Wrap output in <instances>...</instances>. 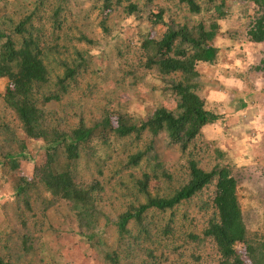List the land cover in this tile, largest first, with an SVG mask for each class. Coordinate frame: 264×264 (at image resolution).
Here are the masks:
<instances>
[{
	"label": "trees",
	"instance_id": "obj_1",
	"mask_svg": "<svg viewBox=\"0 0 264 264\" xmlns=\"http://www.w3.org/2000/svg\"><path fill=\"white\" fill-rule=\"evenodd\" d=\"M214 1L203 0L201 7L199 0H170L173 11L162 5L157 11L148 9L141 14L142 0H101L100 8H108L112 23L130 27L123 40V61L132 62L126 64L122 76L131 78L130 83L141 70L159 80V91L172 100L171 108L159 106L144 114L128 107L112 112L107 100L91 101L97 91L106 98L110 62L114 58L121 63L119 49L101 51L99 59L76 49L72 58L60 56L67 50L63 39H71L63 24L70 22L77 30L79 12L70 11L69 0H0V79L5 90L0 101V193L5 190L16 203L11 208L16 227L8 231L9 245L0 243V264L34 261L29 252L38 243L32 232L38 229L34 227L37 216L31 215L32 226L24 229V212L38 209L44 214L55 201L66 203V210L60 212L64 230L87 234V246L102 264H123L137 253L145 256L137 264H159L172 256L181 264H202L195 249L213 250L216 264H264V237L245 225L237 183L230 173L232 163L224 158L227 149H214L216 161L206 169L197 159L186 158L178 177L164 166L155 145L159 134L165 145H176L180 153H185L199 134L215 140L217 135L208 136L202 129L223 119L225 113L217 98H228V90L235 86V91H243L232 96L240 110L246 111L252 104L260 106L254 101L259 95L246 90L259 71L264 74V57L248 61L247 51L264 43V0H246L233 12L226 0ZM212 2L211 13L192 19L193 14L210 9ZM247 3L255 9L251 15ZM174 11L186 14L175 19ZM141 15L145 18L143 28ZM134 19L138 21L130 25ZM46 22L51 29L48 34ZM151 26L163 29L156 40L150 36ZM103 30L109 32L105 23ZM76 40L87 46L98 41L81 31ZM55 69L60 72L52 80ZM83 73L91 74L85 89H81ZM212 76L224 85L228 79L237 82L218 94L208 89ZM69 92L73 96L64 101ZM143 135L147 137L141 147L129 152L128 145L138 144ZM116 139L127 146L121 153L117 151L112 168L104 171L110 154L104 159L93 142L107 153ZM28 141L40 143V156L38 164L24 174L18 170L20 166L34 160ZM142 160L145 169L139 175L123 173ZM152 179L155 183L151 186ZM210 184L214 196L202 205L212 208L211 213L201 227L193 225L183 232L184 240L178 244L175 236L180 218H186L185 211L177 217L178 207L186 210L187 203L198 200ZM10 203L0 194L1 217ZM186 242L191 250L185 260L180 249Z\"/></svg>",
	"mask_w": 264,
	"mask_h": 264
},
{
	"label": "rangeland",
	"instance_id": "obj_2",
	"mask_svg": "<svg viewBox=\"0 0 264 264\" xmlns=\"http://www.w3.org/2000/svg\"><path fill=\"white\" fill-rule=\"evenodd\" d=\"M133 1V0H131ZM145 3V6L141 7V10L145 14L148 9L151 11H157L162 5L168 6L170 11H173L171 7L170 0H142ZM218 0H215L214 3H218ZM70 2V11L79 12L78 20L76 21V29H72L70 22H65L64 31H68L71 36L70 41L68 39H63L65 45H67V50L63 53L65 58H72L75 56L74 49L81 51L85 50L86 54L89 56H96L97 59L100 58L99 54L101 51L108 53L111 47L119 49L121 51L122 57L119 58L121 63H117L114 58L113 62H110V68L108 81L106 83L110 87L109 92L103 97L100 93L95 92L93 94V100L96 101L98 98L100 102L108 101L111 111L113 112L116 108L128 107L133 108L140 113H149L154 108L159 106H165L168 108L172 107V100L167 95L161 94L159 91L160 81L146 76L141 73V70H137L136 77L133 79V82L128 83L131 78L122 76L123 70L126 69V64L131 63L132 61L128 60L125 63L123 60L126 56L123 48V40L127 37L130 31L129 24L121 25L119 21L112 23L110 19V12L107 7L100 8L101 0H69ZM200 6H204L203 0H199ZM246 0H226L228 5V10L233 12L237 11L239 7L244 6ZM53 2H50L52 4ZM212 4H210V9L206 12L202 11L199 14H193L192 19L196 20L197 18H202L206 13L212 12ZM246 5V4H245ZM246 6H249L248 3ZM2 10V9H1ZM0 10V12H1ZM254 7L251 5L248 7V15H251L254 12ZM170 14V12H168ZM175 19H178L177 16H185V12L174 11ZM112 14V13H111ZM191 16H189L190 18ZM143 28V20L145 19L143 15L139 16ZM148 18H152L148 15ZM166 21H169V16L167 13L164 14ZM105 21L103 22V20ZM138 20H130L131 24L136 23ZM235 22V21H234ZM44 23V22H43ZM103 23H105L106 28L108 27V33H105L103 30ZM129 23V22H128ZM114 24V25H111ZM233 24V23H232ZM235 25V24H233ZM240 26H243L241 24ZM46 29V34L51 31L49 24L46 22L44 25ZM150 36L153 39L159 35V31L163 30L161 27L158 30L154 29L153 26L149 27ZM78 31L83 32L91 38H96L98 41H95L90 46H87L83 41H77L76 36ZM67 32V33H68ZM45 39V38H44ZM229 43V42H228ZM264 43L255 45V48L247 51V60L257 62L259 58L264 57ZM125 54V55H124ZM112 55V54H111ZM116 56V53L113 54ZM112 55V57H113ZM130 54L128 53L127 56ZM59 57V56H57ZM99 57V58H98ZM130 57V56H129ZM105 58V55L103 56ZM125 63V64H123ZM124 68V69H123ZM213 71V70H212ZM217 72V70H215ZM60 72L59 69H55L51 73V79L54 80V76ZM214 73V71H213ZM139 74V75H138ZM257 78H254L250 82V87L246 92L259 95L254 101L255 104L259 103L260 106L255 108L256 105L252 104L250 109L243 111L237 107L236 99L232 97L234 94L240 95L243 91H235L236 87H233L228 90V98L225 96H220L217 100L220 101V107L225 113L223 119H220L218 122L209 127L208 124L204 125L202 132L207 130L209 135H217L214 137L213 141H208L204 138L203 135L199 134L193 138V140L188 144L185 153H180L176 145H165V138L162 134H159L155 138V145L157 147L159 158L164 163V166L169 168L173 173H176L178 176V171L181 172L182 166L186 162V158L197 159L199 165L206 169L209 167V164L216 161V155L214 149L223 147L227 151L225 152V162L232 163L231 165V175L236 180L238 187V198L240 201L241 213L245 222L246 227L253 233H258L264 237V74L262 71H259ZM91 78L90 73H83L81 79V89H85V82L87 79ZM235 80H229L228 84L219 83L216 78L210 77L208 81V89L210 91H216L219 94V91H223L226 86H234ZM236 85V84H235ZM240 86V84H239ZM235 88V89H234ZM4 81L0 79V101H2V95L4 94ZM260 92V93H258ZM217 94V95H218ZM211 96L213 95L210 94ZM73 95L69 93L65 94V100H69ZM212 98H214L212 96ZM106 101V102H107ZM250 102V99L246 101ZM94 107V106H93ZM2 109V107H1ZM92 109V108H91ZM203 134V133H202ZM147 135H143L141 141L136 145H131L129 147V152L135 150L136 147H141L144 139ZM210 138V137H208ZM113 139L110 137V140ZM122 139L112 140L110 146L107 147V153L102 150V146L95 143V146L98 148L99 154L106 157V154H110V159H105V164L103 167L104 171H108L109 168H112L115 162L116 153L119 151L121 153L124 143ZM28 146L30 148V153L34 157L28 165L22 164L18 169L24 174L29 173V169L34 164L39 162V150L40 143L35 141H28ZM127 146V145H125ZM207 146V147H206ZM104 148V147H103ZM39 151V152H38ZM145 169L144 161H140L137 167L130 168L123 171L124 174L132 173L133 175H139L140 171ZM107 173V172H104ZM179 177V176H178ZM87 180V178H84ZM155 181L152 179L150 185L152 186ZM6 200L11 201L8 208H6V215L0 216V243L4 245H9L10 240L7 238L9 230L15 228V216L13 217L12 210L16 205L15 201L8 198L5 190H2L1 193ZM200 198L198 200L193 199L191 204L186 205V210L184 206H179L177 210V217L181 216V213L185 211L186 218H180L179 230L176 233L175 239L178 244L184 240L183 232L190 230V227L194 225L196 229L203 225L204 219L211 213L212 208L203 207V202H210L212 195V184L207 185L206 188L200 192ZM196 201V202H195ZM199 206V207H198ZM201 206V207H200ZM44 214L40 210L35 209L32 211H25L24 218H26L27 228L32 226L30 223L32 221V216H37V223L34 227H37V231H32L36 234V239L38 243L33 244L35 250L30 251L29 255L34 261H31L30 264H102L99 261V257L95 252L87 246L86 239H88L87 234L76 235L70 231H65V224L62 222L60 217V212L66 210V203L62 201L54 202L53 205L47 207ZM189 219V220H188ZM188 220V221H187ZM32 229V227H31ZM79 240H85V243L79 242ZM89 240V239H88ZM191 244L184 243V247L180 249L181 258L188 259L187 254L190 252ZM74 252V253H73ZM85 253L91 254L89 257L85 256ZM157 254L158 252H153ZM195 253H199V262L202 264H216L217 257L214 254L213 250L205 249L198 250L195 249ZM85 256V257H83ZM143 254L137 253L136 255L128 257L123 264H137L141 258H144ZM173 256L172 258L167 257L166 259L159 262V264H181L176 261ZM191 260V259H190ZM18 264H23L22 260ZM24 264H28L25 262ZM153 264H156L153 262ZM186 264V262L182 263ZM188 264H196V261H188Z\"/></svg>",
	"mask_w": 264,
	"mask_h": 264
}]
</instances>
